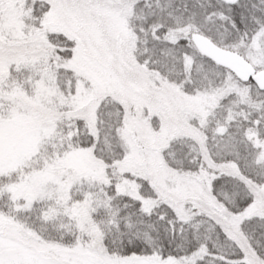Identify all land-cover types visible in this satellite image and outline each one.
<instances>
[{
    "label": "snow or ice",
    "instance_id": "obj_1",
    "mask_svg": "<svg viewBox=\"0 0 264 264\" xmlns=\"http://www.w3.org/2000/svg\"><path fill=\"white\" fill-rule=\"evenodd\" d=\"M0 264H264V0H0Z\"/></svg>",
    "mask_w": 264,
    "mask_h": 264
}]
</instances>
